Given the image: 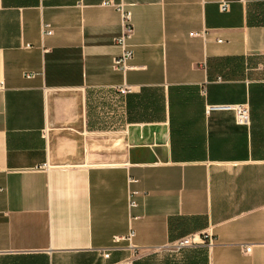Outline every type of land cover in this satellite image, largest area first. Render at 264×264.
<instances>
[{
	"label": "crops",
	"instance_id": "crops-1",
	"mask_svg": "<svg viewBox=\"0 0 264 264\" xmlns=\"http://www.w3.org/2000/svg\"><path fill=\"white\" fill-rule=\"evenodd\" d=\"M0 264H264V0H0Z\"/></svg>",
	"mask_w": 264,
	"mask_h": 264
},
{
	"label": "built area",
	"instance_id": "built-area-1",
	"mask_svg": "<svg viewBox=\"0 0 264 264\" xmlns=\"http://www.w3.org/2000/svg\"><path fill=\"white\" fill-rule=\"evenodd\" d=\"M104 4L112 5L115 10H117L120 16V26L121 33L115 39V42L120 46L121 52L118 56L115 57L112 65L113 68L119 71H125L129 68V60L132 58V45L130 43V39L133 34L134 27L132 25V11L128 9L124 3L120 2V4H113L110 1H105ZM219 7L222 11H227L229 6L227 2H220ZM45 33L51 34V29L48 28L47 25L44 26ZM201 33H192V35L199 36ZM117 90L123 94L130 92V86L127 84H123V86L118 87ZM219 111V110H230L233 112L234 118L238 124L247 125L249 124V108L246 103H235L232 104H210L207 106V111ZM134 181V179H132ZM138 194L137 190H129L127 195L128 206L130 208L135 207L137 202L135 201V196ZM134 236L133 231L130 229L126 235L124 236H114L112 239V244L108 247L99 249L104 258L109 257L112 249L120 248L119 243L125 242L126 247L130 248L132 246V238ZM214 244V235L210 230L203 233H191L185 236H182L176 239L172 244V248L174 251H180L184 248H191L196 246L205 245L206 247H210ZM251 247H244L243 251L245 253L250 252Z\"/></svg>",
	"mask_w": 264,
	"mask_h": 264
}]
</instances>
